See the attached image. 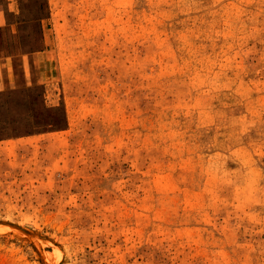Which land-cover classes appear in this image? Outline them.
Masks as SVG:
<instances>
[{
    "label": "rangeland",
    "instance_id": "obj_1",
    "mask_svg": "<svg viewBox=\"0 0 264 264\" xmlns=\"http://www.w3.org/2000/svg\"><path fill=\"white\" fill-rule=\"evenodd\" d=\"M0 50V264H264V0H0Z\"/></svg>",
    "mask_w": 264,
    "mask_h": 264
},
{
    "label": "crops",
    "instance_id": "obj_2",
    "mask_svg": "<svg viewBox=\"0 0 264 264\" xmlns=\"http://www.w3.org/2000/svg\"><path fill=\"white\" fill-rule=\"evenodd\" d=\"M42 53L15 55L14 52H11L12 55H10L7 50H0V91L20 87L25 85L27 81L39 83L34 77L29 80L27 73L29 68H33V58H38Z\"/></svg>",
    "mask_w": 264,
    "mask_h": 264
},
{
    "label": "trees",
    "instance_id": "obj_3",
    "mask_svg": "<svg viewBox=\"0 0 264 264\" xmlns=\"http://www.w3.org/2000/svg\"><path fill=\"white\" fill-rule=\"evenodd\" d=\"M3 130H5V128L1 127L0 128V140H4V139H9L10 137H17V135H9L6 133H1Z\"/></svg>",
    "mask_w": 264,
    "mask_h": 264
}]
</instances>
